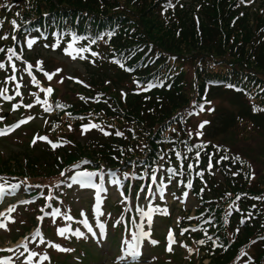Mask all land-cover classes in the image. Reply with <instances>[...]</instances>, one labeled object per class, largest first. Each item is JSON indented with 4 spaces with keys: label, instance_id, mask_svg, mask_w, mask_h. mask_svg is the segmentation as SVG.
I'll return each mask as SVG.
<instances>
[{
    "label": "trees",
    "instance_id": "1",
    "mask_svg": "<svg viewBox=\"0 0 264 264\" xmlns=\"http://www.w3.org/2000/svg\"><path fill=\"white\" fill-rule=\"evenodd\" d=\"M127 1L130 6L141 9L140 12L135 9L139 16H146L145 27L142 21L134 23L135 20L140 19L132 18L134 14L130 9L121 7L123 12L113 13L121 0H18L14 4L13 0H2L1 2L5 21L15 20L20 26H24L21 27L24 32L31 30L33 26L38 28L44 22L47 26H62L67 32L74 29L87 33L89 37H103L100 42L104 43L110 52L106 49L105 55L102 52V58H100L101 54L99 58L92 55L87 56L88 62L92 59L93 64L98 62L103 64V67L95 69L97 71H90L91 86L94 78L99 79V82L102 80L104 82V79L110 77L107 69L116 71V80L111 79L113 84L119 81L125 84L127 81H132L130 86L135 90H138L137 84L139 87H144L146 81L157 83L160 82L158 79L161 77H167L160 88L155 87L138 93L127 91L124 102L121 104H114L112 98L115 106L113 109H110V105L107 107L100 102L86 109L82 107L73 109L72 104H65L64 101L62 105L57 102V107L59 104L63 107H58L50 122L53 132L63 130L69 122L68 118L73 117L71 119L75 120L77 115L85 114V112H88L87 114L91 117L95 116L94 106H100L106 114L113 118L119 116L128 129L127 136L123 138L114 137L111 143L101 142L102 145H98V148L102 153L84 156L79 154L77 146L70 153L56 155L52 161L60 165L57 167H68L73 162L83 160L86 161L85 166L90 168L99 165L101 160H104L107 166L113 168L133 164L132 166L136 169L145 170L160 162L161 153H166V158L175 162L176 159L171 152H173L172 144L177 145V140L174 137L175 134L171 133L173 130H171V125L177 110L188 101V97L182 93L183 87L188 85V68L194 71L192 83L195 80L198 85L202 83L198 74L206 62L213 63L218 70L225 71L224 74L219 75L213 74L215 69L204 68L212 72L209 74L210 77H216L221 82L225 80L224 78L243 79L246 76L249 79L256 76L255 79L261 78L264 82V13L243 8L242 14H239L240 9L236 6V0H195L199 3L198 13L191 5L176 6L174 10L166 12L164 6L168 0ZM6 4H12L11 7H14V17L9 16V7ZM154 11L160 21L150 17ZM195 13L197 23L194 19ZM149 22L152 24L150 27L152 32L147 26ZM111 55L115 56L116 60H111V62L108 59ZM115 61L123 65L127 64L131 71L125 70L124 67L121 68L120 64ZM204 72L205 75L208 74ZM168 82L171 85L166 88ZM90 84L87 83L85 87L89 90L85 89L87 94L91 92ZM233 96L244 106L241 114L238 113L245 117L241 131L244 132L250 125L254 127L255 120L264 123V116L251 113L246 99L241 98L243 96L241 93L234 92ZM104 102L108 103L107 100ZM254 116L258 118L255 119ZM218 118L219 126L217 123L214 126L215 130H218L216 132L226 131L235 122L233 113L222 114ZM34 147L38 149L25 151L24 157H21V154L10 155L7 161L0 163L1 173L17 177L45 175V172L38 173L37 171L44 170L46 166L51 169L48 154L44 151L36 153L42 146L34 145L30 148ZM39 158L46 159L47 162H39ZM206 158L207 155L203 154L202 163L206 161ZM247 161L248 159L244 157L241 165H238L236 161L234 164L232 161L224 163V167H231L233 170L223 169L224 183H219V186L213 184V178L209 179L211 188L208 191L205 190V193L214 194L217 197L213 203L200 192L199 184L193 187L195 198L199 201L198 212L207 210L214 212L210 214L220 224L219 235L223 240L227 239L225 231L233 230L236 224L235 219L240 211L231 212L228 227H226L223 214L216 208V205L223 202L226 204L231 195L237 193L242 195L260 188L257 181L252 185H247L252 171ZM247 200V196L240 197L239 210H245L249 219L244 218L241 225H237L238 233L234 235L231 249L226 252V249L216 250L208 254L209 264H226L235 251L247 241L248 236L254 234L264 236V227L259 221L260 211L246 208ZM258 249L260 250L261 246Z\"/></svg>",
    "mask_w": 264,
    "mask_h": 264
},
{
    "label": "rangeland",
    "instance_id": "2",
    "mask_svg": "<svg viewBox=\"0 0 264 264\" xmlns=\"http://www.w3.org/2000/svg\"><path fill=\"white\" fill-rule=\"evenodd\" d=\"M126 1L127 0H121L118 8H115L113 10V13L123 12L121 7L130 9L131 11H133L134 14L132 18L140 19V20L137 19L138 21L135 20L134 23L137 22L140 23V21H142V23L144 22V27H145L146 16L138 15V11L140 12L141 9L130 6L129 4H127L128 1L127 2ZM263 4H264V0H256V2L252 4V6L249 9L252 11L257 10L258 12H261L263 14L264 13ZM8 9L10 12L9 16L14 17V7H9ZM135 9H137L138 11ZM150 17L152 19L159 20V18L156 15V11L152 12ZM0 21L3 22L2 25H0L1 28L0 37L7 36V39H0V44L2 45L5 44L7 50L9 48L14 49L15 44L13 37H16V29H15L16 27L14 28L13 24L9 25L8 23H5L3 14H0ZM131 25L132 27H134L133 24ZM147 26H149L148 27L149 29L152 26L151 22H149ZM149 30L152 32L151 28ZM29 39H33V38H31L30 36L27 37L25 39V43H26L25 45H27V41ZM101 43H99L98 46L94 45L96 49L98 47L101 48L100 58H102L103 56L102 52H104L106 49L107 51H110L104 43L101 46ZM27 49L29 50V53L31 54L32 57H34L35 55L38 57V60L42 62L39 68V73L32 71L31 68H29L25 63H23V66L19 67L17 72L8 74L7 78H4L5 72L3 69H1L0 89H7L5 93L8 94V96L11 97V99H9V101L5 103H2V101L0 102V111H4V112L7 111V115L4 118L5 120L7 119L12 120L13 118L15 119L21 117L26 118L27 116H32L33 119L28 120L27 124L20 130H18L15 134H13L10 138L5 140L0 139V163L7 161L10 155L13 154H21L22 157L25 151L27 150L29 151V149H38L37 147L34 148H30V147H33L34 145H40L42 147L36 153H40L41 151H44L46 154H48L49 157L48 161H50L49 164L52 165L51 169L46 166L44 170L37 171L38 173L45 172V175H37V176L28 175V178H32L36 185H41V187L43 188L44 185L41 184L40 181L49 182L50 184L53 185L54 184L53 180L71 173L70 179L68 180L69 182L68 186L64 188L65 187V183H64L61 185V187H59V189L63 190L65 196L67 195L65 199L66 202L65 205H69L71 210V215L68 216H73V217L75 216L78 218L89 220L88 219L89 215H92L94 217L100 215L103 218L106 217L107 215L114 216L117 213L123 214L125 209H127L126 208L127 202L131 203L132 200L130 197L124 194V191H122V189H124V185L121 184L120 180L116 176H112L110 173H100L97 176L92 177V182L94 184L96 185L100 184V186L104 184L102 187L104 191L99 192L100 200L97 201V190H95V188L91 187L90 185L81 186L78 182L79 179L77 176L78 173L90 172V171H79V169H77L79 165L77 163L78 161L73 162L68 167H57L60 165L54 164L52 161L56 155L60 156V154L63 153H70L74 151L77 146H78L79 154H82L84 156H90V155L102 153L99 150L98 145H102L101 142L103 140H110V137L113 135L116 136V133L119 131H121L124 134L127 133L126 125L123 123L120 117L116 116L113 118L108 114H106L105 110L103 108H100V106H94L93 108L96 110L94 112L95 116L90 117L87 114L88 112H85L86 116L80 117L82 119L72 120L71 118L70 119L68 118L69 122L67 123V125L63 130L57 132H50V133L48 132V130L51 129L49 123L50 120H52L49 117L50 114H53L54 112L53 104L57 99H59V101H61L62 104L64 103V101L65 104H72L73 109L75 107H82L86 109L95 105L97 102H100L101 104L106 105L107 107L111 106L110 109H113L115 106L113 105L112 100L114 99V104L116 105L121 104L123 102L125 92L130 90L129 85L131 84V81H127L126 84L120 81L117 82L118 85L113 84L112 80L113 81L116 80V74H115L116 71L105 69L107 73H109L111 78L108 77L104 79V82L103 80L102 82H99V79L94 78L91 86L90 78H89L90 71H97L95 69H99L100 67H103V64H101V62L92 64L90 61L89 64L86 58L83 59L80 58L81 56H83V53L72 52V49L69 48V52H72V55L76 56V58L73 59L72 55L66 54L64 49L62 50L57 47L54 48L52 47V45H48L46 47L45 45L36 43V41L31 48H29L27 45ZM92 51L95 52L94 49ZM6 53H8V51H6ZM7 61H8L7 57H5L2 61L5 64L4 69H6L8 66ZM100 61H104V60H100ZM37 62L38 61H35V63ZM11 63L14 64V62ZM187 63L191 64L193 62H187ZM16 65L19 66L20 64L16 63ZM56 69H61L62 71L56 72L55 71ZM87 69H89V71ZM192 70L188 68V72H187L188 85L183 87L184 91L182 90V93L184 95L190 97V103H193L194 95H196V93H198L199 91V86L198 84L195 83V80L194 83H192L191 81L194 72ZM250 71L253 73H257L254 70H250ZM45 73H49V74L55 73V74L52 75L51 79H48ZM10 76H14L15 79H8V77ZM198 77L201 78L199 74ZM15 80L17 81V83L11 84V82L14 83ZM258 80L263 81L261 78H258ZM37 81L38 83H36ZM87 83L90 84L91 86L90 94H87V92L85 91L86 89L85 87L87 86ZM48 86H51L53 88V92H51V94H47L46 91H44L47 89ZM17 91H19V95L17 94ZM201 94L206 95L205 92H202ZM208 95L209 98H211L210 103L207 106L206 104H203L202 105L203 110H201L200 104L198 106L189 104L191 105V111H190L191 115L186 116L187 122L185 123V128L187 130V134H189V136L193 140H200L201 138V139H210L216 143H221L227 146L232 152L240 154L243 157H246L249 160L248 163L251 165L252 170L256 172L255 181L258 182V185L260 187L259 189H254L252 192L264 193V123H259L255 120L254 127H251L250 125L243 132L241 131L240 126L242 122L245 120L243 119L245 117L241 116L240 114H241V109L244 106L240 103V100L235 99V97L231 92L221 90V88L218 90L216 94L209 92ZM0 97L2 99V95H0ZM37 97L39 98L41 103L36 102ZM92 97L95 98L90 99ZM45 100L47 101V104L42 103ZM104 100H107L108 103H105ZM28 104H32V107L31 108L25 107V105ZM13 105H15L16 107L14 108ZM45 107L51 109L52 112L48 113V115H44L47 114L43 110ZM209 109H211V111ZM23 112H28V114L24 115ZM219 113H233L235 114V117L236 119H238V121L234 122L232 124L233 126L230 127L229 129L227 128L226 131L216 132L218 130H215L214 126L219 120V118H217ZM253 118L257 119L258 116L257 117L254 116ZM204 121H210V123L201 129L199 125ZM92 124H97L100 127L99 128L88 127L87 129L82 127L84 125L90 126ZM217 125L219 126L218 123ZM45 129L47 130L46 133H42L44 132ZM101 129H103V131ZM198 132H202L203 135H197ZM59 136L63 137L64 139L56 140ZM39 137H47V139L41 140L39 139ZM34 140L36 143L34 145H31L32 141ZM49 141H51V143ZM53 144H56L57 146L53 147ZM41 161L47 162L46 159L44 160L42 158H39V162ZM10 164L12 166V162ZM61 173H63V175H61ZM155 177L156 179H153V176L150 178L149 180L150 187L151 186L153 187L159 186L164 188L166 187L167 189L165 194L161 199H158L157 195L155 194V189H153L152 196L151 197L145 196L144 193V197L142 196L140 203H144L145 201L147 203L150 202L151 200H154V202L152 203V207H153L155 201L160 200L163 204L165 203L172 205L173 215L167 222L170 224V227L177 225V223L181 219L183 220L186 216L188 220L194 217L193 212L196 204L193 198L189 194L185 196L186 192H184V189L186 188V184L185 186H181L177 183L176 179L172 180L165 178L160 173L157 174ZM116 181H118V183H115ZM176 184L178 185L176 186ZM248 184L249 183H247V185ZM57 190H58L57 187H55V192H57ZM25 191H27L25 187L19 186L14 190L11 189L8 191H4L3 193L0 194L7 198L14 196L12 198L15 199V197L22 198V196L19 195H23ZM8 204L9 203H7L6 205ZM97 205H99L100 208L99 213L96 210ZM65 210L68 211V208H65ZM263 210H264V202H263ZM18 211H20L19 208L16 212L18 213ZM35 212L36 210L31 211L30 215L31 216L35 215ZM81 213H83V215ZM16 214L11 217L13 218V220H16L17 218L20 219V214L17 215ZM26 214L29 216L28 213ZM35 218L39 220L37 217ZM48 219L47 222L45 223L54 229V231L53 232L51 231V234L48 235V239L56 240V238H58L56 237V234L58 232L56 231V234L54 235L56 227L52 226L51 225L52 223H50ZM43 220L45 219H43L42 217V221ZM61 220H63V218H61L60 220L56 219V221H61ZM97 222H101V221L97 220ZM104 223L106 222L99 223V228L102 230L104 227L101 228L100 225L103 224V226H105ZM157 230H158L157 236L161 237V235L165 233V227L162 224H160V221H157ZM6 234L0 233L1 248L6 246L9 247L12 246L11 245L12 241H10L7 238ZM98 234L102 235L103 232H99ZM130 238H131V234L129 233L128 239ZM172 239H174V243H175L173 244L175 245L174 246L175 249L173 248L175 250L173 256L167 254V250H166V246L171 245L170 241ZM31 240H34L33 236L32 239L31 238L29 239V241ZM151 241L152 239L149 242ZM187 241L189 243V246L185 248L181 247L182 248L181 250L177 249L178 244L180 246H182V244L177 238H174V233H172L171 238L169 237V234H167V236L165 237V242L163 241V250L161 249L156 250L154 247L146 249V245L149 242L144 241L142 243L143 246L142 256L138 258L139 260L143 259V263L140 262V264H190V261H186L187 262L186 263L185 261L184 262L181 261L180 258L178 259V257L180 255L181 257L185 255L186 258V253L192 251V249L194 251L193 264H198L197 260L199 256L202 254V252H199V248L201 244L198 242H194L190 238H188ZM58 243L59 242L57 241V244ZM65 244L67 246V249H71V251L62 252V257L65 258L64 260L60 259L59 262H61L62 264H68L71 261L72 262L75 261L76 259L75 257H77L75 254L79 255L80 261L74 262L73 264H113L111 263L112 260L111 257L114 254L113 251L117 249L115 243H113L114 245L110 247L108 246L107 249V245H110V242L102 244L100 243V241H98L97 244L98 246L101 247L99 252V257H93L92 253L94 251V247L90 243H86L84 245H77V246H73L70 242H66ZM125 244H131V242L128 240ZM120 249H119L120 257L123 258L124 251H121ZM244 250L245 251H242L240 253L238 258L239 261L236 264L247 263L248 260L246 255L247 253L251 252L252 247L244 248ZM254 251L256 252V249ZM165 256L168 258L172 257V261L171 259L166 261ZM16 257L17 255H13L11 259L12 260L16 259ZM206 263L207 260H204L201 264H206Z\"/></svg>",
    "mask_w": 264,
    "mask_h": 264
},
{
    "label": "snow or ice",
    "instance_id": "3",
    "mask_svg": "<svg viewBox=\"0 0 264 264\" xmlns=\"http://www.w3.org/2000/svg\"><path fill=\"white\" fill-rule=\"evenodd\" d=\"M169 6H171V5H169ZM2 23H3V22L0 21V25H2ZM12 24H13V26H14V28H15V27H16V21L13 20V21H12ZM109 35H110V34H109ZM72 37H73V39H72V41L69 43L68 48H65V49H64V51H65L66 54L72 55V52H75V53H83V52H85V51H90V49H88V48H86V47L74 48L73 45H74V43L76 42V40H77V39H84V37H77L75 33L72 34ZM0 39H7V36L0 37ZM13 39H16V37H13ZM91 42H92V43H95L96 41H95V40H92ZM34 43H35V39H29V40L27 41V45H28L29 48H31V47L33 46ZM45 46L47 47L48 45H45ZM58 46H59L58 43L52 45V47H54V48H55V47H58ZM69 48L72 49V52H69ZM3 51H4V49H3V48H0V52H3ZM7 51H8V53L11 54V55L8 56L9 61H11L12 57H13V56H16L17 54H16L15 50L12 49V48H9ZM91 54H92V56H97V55H98V53H96V52H92ZM72 58L75 59L76 56H75V55H72ZM80 58L83 59V58H85V57L81 56ZM115 62H116V63H119L121 68L124 67V65H123L122 63H120L119 61H115ZM41 64H42V62H40V61L37 62V66H39V65H41ZM12 67H13V69H14V68H15V65H12ZM29 67H31V65H30ZM4 68H5V64H4L3 62H0V69H4ZM127 70L131 71V69H127ZM55 71H56V72H59V71H62V70H61V69H56ZM54 74H55V73H51V74H49V73H45V75L48 77V79H51V78H52V75H54ZM8 79H15V77H14V76H10V77H8ZM61 82H62V81H61ZM36 83H38V81H37ZM81 83H82V82H81ZM137 86L139 87V84H137ZM151 86H152V85H149V87H151ZM228 87L231 88V87H235V86H234V85H228ZM6 91H7V89H0V95H3ZM44 91H46L47 94H51V92L53 91V89H52L51 87H49V88H47V89L44 90ZM262 91H264V90H262ZM17 94L19 95V91H17ZM122 95H123V93H122ZM4 98H5V99H11V97L6 96V95L4 96ZM36 102H37V103H41V101L39 100L38 97H37V101H36ZM42 103L47 104V101L45 100V101H43ZM209 103H210V102H209ZM58 106L63 107L62 105H58ZM13 107L15 108L16 106L13 105ZM25 107L31 108V107H32V104L25 105ZM49 110H50L49 108H45V111H49ZM201 110H203V106H202V105H201ZM209 110L211 111V109H209ZM253 110H254V111L257 110L255 106L253 107ZM31 119H33L32 116H27L25 119L20 120L18 123L14 124V125H9V126H8V129H9V130H12V129L16 128V127H19L20 124L26 123L28 120H31ZM81 119H82V118H81ZM206 123H208V122H207V121L202 122V123L199 125V127L202 129V128L204 127V124H206ZM69 127H70V126H69ZM82 127H84L85 129H87L88 127H96V128H99L100 126L97 125V124H92V125H90V126H89V125H84V126H82ZM101 130L103 131V129H101ZM173 131H175V130L173 129ZM6 134H7V132H6L5 130L0 129V136L6 135ZM116 135H122V133L117 132ZM197 135H203V133H202V132H198ZM39 139H41V140H46L47 137H39ZM49 142L51 143V141H49ZM33 143H35V140L33 141ZM56 146H57L56 144H53V147H56ZM189 151H191V149H189ZM198 154H199V153H197V155H198ZM176 155L179 156L180 153L177 152ZM189 167H191V165H189ZM153 171H155V170H153ZM169 171H172V170H169ZM61 175H63V173H61ZM95 175H96V173H94V172H83V173H78V174H77V176H78V178H79V179H78V182H79V184H80L81 186H89V185H90L91 187L96 188V190H97V201H99V200H100L99 192L104 191V189H103L101 186L96 185V184H94V183L92 182V177L95 176ZM125 176H127V173H125ZM74 179H75V178H74ZM153 179H156V177L153 176ZM0 181H4V178H3V177H0ZM115 183H118V181H116ZM6 186H7V188H10V189H13V190L19 187L18 184H9L7 181H4L3 183H0V193H2L3 191H5V187H6ZM190 186H191V184L189 183V187H190ZM96 210H97V212L99 213V211H100L99 205H97ZM56 212H57V214H59V210H58V209L56 210ZM81 214L83 215V213H81ZM2 215H3V213H0V216H2ZM147 216H148V221H147V222H148L149 227H150V225H151V221H152V216H151L150 213H148ZM69 218L71 219V217H69ZM38 219H40V218H38ZM84 224H85L86 227H88V230L91 232L92 229H91L90 226L87 225V221H86V220L84 221ZM3 227H6V225L4 224L3 221H0V228H3ZM100 227L103 228V227H104L103 224H101ZM69 230H70V229H68V228H59V229H58V233H59L61 236H63L64 233H65L66 231H69ZM37 235H42V234L38 232ZM76 235H78V236H82L83 233H82V232H79V231L77 230ZM141 236H143V237H148V236H150V232L142 231V232H141ZM171 236H172V233H171V231H169V237L171 238ZM133 239H135V240H139L140 237H137V236L134 234V235H133ZM151 243H152V244H156V243H158V242L155 241V240H152ZM198 243L203 244L204 241L201 240V241H199ZM25 247H26V245H25ZM54 247H56L58 250H61V251H71V249H63V248H61V246L58 245V244H57V245H54ZM167 250H168V251H172V248L169 247ZM9 251H10V250H9ZM129 254L132 255V256H137V255L140 254L139 249L136 247L135 244H130V245H129ZM31 255L34 256V255H36V253H31ZM44 258L47 259V256L45 255Z\"/></svg>",
    "mask_w": 264,
    "mask_h": 264
}]
</instances>
